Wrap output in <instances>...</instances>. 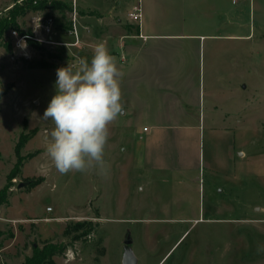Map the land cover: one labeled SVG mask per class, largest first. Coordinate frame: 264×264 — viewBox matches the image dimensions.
Wrapping results in <instances>:
<instances>
[{
  "label": "rangeland",
  "instance_id": "obj_1",
  "mask_svg": "<svg viewBox=\"0 0 264 264\" xmlns=\"http://www.w3.org/2000/svg\"><path fill=\"white\" fill-rule=\"evenodd\" d=\"M133 2L118 8L123 21ZM13 3L0 0V17ZM234 3L213 10L211 0L162 1L147 12V22H162L160 31L219 38L208 37L191 54V90H175L197 102L181 156L161 159L163 149L175 147L170 139L150 140L146 148L140 134L157 135L158 124L182 133L185 121L146 120L135 128L123 112L109 125L106 175L60 174L46 151L53 125L42 117L56 94L57 68L77 57L90 61L98 43L114 46L132 27L116 21L118 0H77V44L70 34L74 5L65 19L50 9L19 18L32 32L35 15H54L57 43L18 49L9 33L12 47L0 42V188L17 161L20 135L27 137L24 163L9 182L10 202L0 207V264H22L47 242L63 245L47 264H123L128 233L136 264H264V250L258 251L264 249V7L259 0ZM101 17L109 19L107 27ZM22 181L27 184L18 187Z\"/></svg>",
  "mask_w": 264,
  "mask_h": 264
},
{
  "label": "crops",
  "instance_id": "obj_2",
  "mask_svg": "<svg viewBox=\"0 0 264 264\" xmlns=\"http://www.w3.org/2000/svg\"><path fill=\"white\" fill-rule=\"evenodd\" d=\"M122 1L118 0V4L113 6V9L120 12V16L116 21L118 24L127 23L132 27L127 30L124 29L125 32L120 34L118 40L114 37L117 40L114 42V46H106L110 54L116 58L117 67L122 73L119 79L124 114L130 116V121L133 122L132 127L135 128L139 127L140 122L146 120H154L156 122L170 121V119L185 121L183 122L182 133H170V130L167 131L168 128L164 124H158L155 126V128L159 129L157 135L149 137L145 133L140 134V138L146 140V148L149 147L150 140L159 141L162 139L161 142H163L170 139L175 147H173V150L167 147L166 150L163 149V152L159 151L161 159L169 160L171 153H173V156H181V145L187 144L193 134L191 124L186 122L191 121L194 117L191 106L197 103L192 102L191 95L188 92L191 90L190 86L194 83L191 70V54H194V50L197 47H201L202 42H205L208 37H212L215 40L219 36L217 34H200L195 32L178 33L160 31L159 27L163 25L161 21L157 19L156 22L153 21L151 24L146 21L147 12L149 16L150 10L154 11L158 9L162 1L193 4L195 0H143L144 15L141 26L131 22L128 16L126 21H123V14L118 9L122 5ZM211 1L213 10H226L230 0ZM231 1L232 3L235 2L234 4L243 6V3L247 0ZM225 3L227 6H225ZM259 4L263 10L264 0H259ZM98 20L104 23V27L109 25L107 17H101ZM261 24L264 25V22H261ZM224 36L236 38L240 35L228 34ZM176 41L178 43L172 45V42ZM210 53L213 55L212 52ZM178 89H184L185 91L188 89V91L186 94H180L175 91ZM163 92L173 93L174 98L172 101L170 99L167 102L163 98ZM235 95L238 96L239 93ZM152 98L157 99V102L152 103ZM149 131L150 128L144 125L143 132ZM159 146H161V143ZM186 165L188 167L191 166L189 162ZM163 166L170 167L167 163Z\"/></svg>",
  "mask_w": 264,
  "mask_h": 264
},
{
  "label": "clouds",
  "instance_id": "obj_3",
  "mask_svg": "<svg viewBox=\"0 0 264 264\" xmlns=\"http://www.w3.org/2000/svg\"><path fill=\"white\" fill-rule=\"evenodd\" d=\"M20 46L27 44L21 41ZM121 75L103 42L95 46L90 61L77 57L74 63L57 68L56 94L42 119L53 125L46 151L60 174L90 170L107 174L104 154L109 125L124 112Z\"/></svg>",
  "mask_w": 264,
  "mask_h": 264
},
{
  "label": "trees",
  "instance_id": "obj_4",
  "mask_svg": "<svg viewBox=\"0 0 264 264\" xmlns=\"http://www.w3.org/2000/svg\"><path fill=\"white\" fill-rule=\"evenodd\" d=\"M34 0H15V3L7 10V13L0 17V42L9 43L6 40V36L9 30L12 28H17L22 34H31V30H24L20 27L19 18L26 15L28 11H38V10H54L61 13V16L65 19L68 12L73 10L72 5L69 1L64 0H38L36 4L33 3ZM64 29H68L69 25L63 23ZM29 42L35 46L43 48V45L34 39L29 38ZM27 137L22 133L15 147V152L17 155V161L7 176V183L0 188V207L9 204L11 191L9 190V182L12 178L16 177L20 172V168L24 163V157L21 155L22 147L24 146ZM2 231L0 229V235ZM61 244L57 243H45L43 246L35 245L33 247V252L31 255L26 256L22 264H47L52 262V257L62 249Z\"/></svg>",
  "mask_w": 264,
  "mask_h": 264
},
{
  "label": "built area",
  "instance_id": "obj_5",
  "mask_svg": "<svg viewBox=\"0 0 264 264\" xmlns=\"http://www.w3.org/2000/svg\"><path fill=\"white\" fill-rule=\"evenodd\" d=\"M37 1L38 0H34L33 3L36 4ZM64 1H69L72 7L74 5V12H73L74 28L70 29V34L76 35L75 44H77L80 42L78 29H77V23L79 21L78 14L76 11L77 0H64ZM127 15H128V19L131 22L141 26L144 15L143 0H134L131 7L129 8ZM55 23L56 22L54 15L39 13L34 17V25L31 34H22L17 28H12L9 30V35L13 39V43L15 47H17L18 49L23 48L20 46V42L25 41L27 44L28 51H30V49L33 48L34 46L29 42V38L34 39L35 41L41 44L57 43V41H55L54 39V36L56 34ZM33 50H35V48H33ZM23 56L29 57L30 55L26 50H24Z\"/></svg>",
  "mask_w": 264,
  "mask_h": 264
},
{
  "label": "water",
  "instance_id": "obj_6",
  "mask_svg": "<svg viewBox=\"0 0 264 264\" xmlns=\"http://www.w3.org/2000/svg\"><path fill=\"white\" fill-rule=\"evenodd\" d=\"M27 182H20L18 184V187L25 186ZM132 242L133 239L131 237V234H127L126 238L124 240L125 244V251L123 256V264H136L137 263V257L135 256L133 250H132Z\"/></svg>",
  "mask_w": 264,
  "mask_h": 264
}]
</instances>
